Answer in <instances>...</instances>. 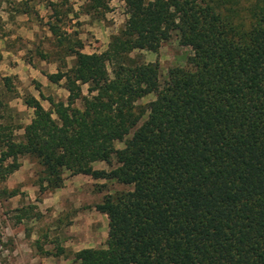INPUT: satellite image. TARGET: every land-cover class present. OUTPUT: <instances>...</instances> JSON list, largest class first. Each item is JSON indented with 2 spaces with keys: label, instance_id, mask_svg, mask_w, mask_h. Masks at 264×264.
I'll use <instances>...</instances> for the list:
<instances>
[{
  "label": "trees",
  "instance_id": "trees-1",
  "mask_svg": "<svg viewBox=\"0 0 264 264\" xmlns=\"http://www.w3.org/2000/svg\"><path fill=\"white\" fill-rule=\"evenodd\" d=\"M122 1L128 17L104 51L77 43L69 69L45 73L64 81L65 102L49 98L45 110L26 97L35 116L21 140L0 122V183L27 155L41 167L40 193L61 188L65 171L131 186L95 205L106 247L81 249L72 264H264V0L248 26L213 0ZM172 34L192 55L161 82L157 61L131 53L156 52ZM113 157L108 171L92 166ZM17 193L0 188V199Z\"/></svg>",
  "mask_w": 264,
  "mask_h": 264
},
{
  "label": "rangeland",
  "instance_id": "rangeland-1",
  "mask_svg": "<svg viewBox=\"0 0 264 264\" xmlns=\"http://www.w3.org/2000/svg\"><path fill=\"white\" fill-rule=\"evenodd\" d=\"M0 0V122L9 124L18 140L23 127L35 116L24 103L28 96L36 98L45 110L49 98L66 101L64 81L50 82L45 73L57 68L69 69L74 57L69 48L84 53H100L107 48L110 37L124 25L128 14L122 0ZM257 0H213L225 20L249 25V9ZM27 4V13L21 10ZM49 24L56 25L53 35ZM145 62L157 61L161 82L169 68L188 66L192 50L179 43L176 34L156 51L135 50ZM9 78L10 84H6ZM87 84L82 93L87 95ZM151 93L137 101L146 106L155 99ZM75 106L81 107L80 100ZM123 142L115 141V148ZM19 168L0 183V188L16 189L17 195L0 199V264H72L74 254L84 248H105L108 218L96 210L104 196L130 190L131 186L115 180L93 178L87 174L65 171L61 188L39 192L41 167L30 156L19 158ZM98 170L117 166L97 161Z\"/></svg>",
  "mask_w": 264,
  "mask_h": 264
}]
</instances>
